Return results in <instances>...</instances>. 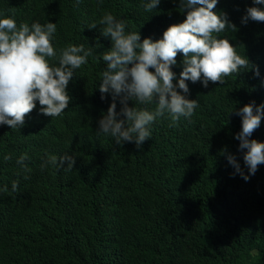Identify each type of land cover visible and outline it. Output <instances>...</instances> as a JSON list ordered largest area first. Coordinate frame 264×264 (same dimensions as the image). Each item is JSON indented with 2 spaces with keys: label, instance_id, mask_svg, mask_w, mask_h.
<instances>
[{
  "label": "trees",
  "instance_id": "1",
  "mask_svg": "<svg viewBox=\"0 0 264 264\" xmlns=\"http://www.w3.org/2000/svg\"><path fill=\"white\" fill-rule=\"evenodd\" d=\"M218 2L236 26L221 35H231L230 43L259 75L248 69L207 88L188 82L189 98L199 103L192 117L175 126L159 118L140 148L130 142L117 146L97 135L102 112L80 109L104 67L91 57L76 70L70 111L57 121L59 141L75 155L73 169L37 174L34 179L43 184L38 195L17 192V185L7 197L23 132L0 125V200L9 198L4 211L0 207V220L10 232L0 233V264H264V164L245 181L222 154H234L244 168L234 138L240 117L229 111L249 101L264 102V22L241 24L251 0ZM157 7L150 13L141 0H0V12L11 11L17 23L55 22L57 48L67 43L88 47L99 40L97 57L110 41L99 36L101 25L89 29L90 22L110 12L128 29L139 30L141 39H155L184 19L179 0H160ZM176 58L179 64L180 53ZM178 64L173 66L177 74ZM39 114L25 119L45 124ZM77 128L89 134L83 152L73 150ZM252 137L264 141V117Z\"/></svg>",
  "mask_w": 264,
  "mask_h": 264
},
{
  "label": "clouds",
  "instance_id": "2",
  "mask_svg": "<svg viewBox=\"0 0 264 264\" xmlns=\"http://www.w3.org/2000/svg\"><path fill=\"white\" fill-rule=\"evenodd\" d=\"M159 4L160 0H141L144 10L150 13ZM179 10L184 12V19L169 24L155 39H141L139 30L128 29L125 20L105 12L87 25L89 29L101 25L99 36L110 41L109 47L99 51V57L94 55L99 40L87 42L88 47L84 43H67L57 48L55 22L48 19L43 23H17L11 11L0 12V125L13 130L22 128L23 132L18 167L9 172L13 178L6 185L7 197L10 187L14 191L17 185L21 186L17 192H30L31 197L39 193L43 184L34 177L45 170L73 169L75 155L59 141L57 121L66 110L70 111L74 88L71 80L89 57L102 61L104 67L94 89L84 94L79 106L83 111L102 112L96 121V134L110 137L117 146L130 142L140 148L161 117H167L170 126L181 118L190 119L199 103L197 98H189L188 82L199 81L207 88L209 83L222 84L225 77L248 69L259 75V69L230 43L231 35H221L235 31L236 26L218 0H179ZM249 20L264 22V0H251L246 5L240 22L247 24ZM177 53L181 55L179 64ZM177 64L178 74L173 70ZM232 111L240 117V129L234 138L239 141L238 150L247 172L234 154L225 150L222 154L233 174L247 181L258 165L264 164V141L252 137L264 117V102L249 101L239 108L234 105L229 112ZM39 113L45 116V124L25 119V115L41 117ZM88 138L85 130H74L73 150L85 151ZM7 197L0 200L2 210ZM0 233H10L1 220Z\"/></svg>",
  "mask_w": 264,
  "mask_h": 264
}]
</instances>
